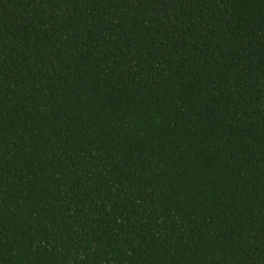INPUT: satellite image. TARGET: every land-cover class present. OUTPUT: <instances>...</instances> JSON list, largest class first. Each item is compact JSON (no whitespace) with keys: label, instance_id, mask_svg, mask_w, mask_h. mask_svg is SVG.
Listing matches in <instances>:
<instances>
[{"label":"trees","instance_id":"1","mask_svg":"<svg viewBox=\"0 0 264 264\" xmlns=\"http://www.w3.org/2000/svg\"><path fill=\"white\" fill-rule=\"evenodd\" d=\"M0 264H264V0H0Z\"/></svg>","mask_w":264,"mask_h":264}]
</instances>
